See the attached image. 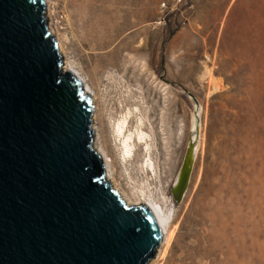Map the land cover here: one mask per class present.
Segmentation results:
<instances>
[{"label":"rangeland","instance_id":"rangeland-1","mask_svg":"<svg viewBox=\"0 0 264 264\" xmlns=\"http://www.w3.org/2000/svg\"><path fill=\"white\" fill-rule=\"evenodd\" d=\"M47 1L63 59L97 94L94 147L128 198L174 201L199 104L191 183L158 264H264V0ZM135 107L156 174L143 146L123 162L115 141V121Z\"/></svg>","mask_w":264,"mask_h":264},{"label":"water","instance_id":"water-1","mask_svg":"<svg viewBox=\"0 0 264 264\" xmlns=\"http://www.w3.org/2000/svg\"><path fill=\"white\" fill-rule=\"evenodd\" d=\"M47 0H0V264H150L166 232L131 205L94 147L99 112L65 69ZM173 199L188 192L201 118Z\"/></svg>","mask_w":264,"mask_h":264},{"label":"bare ground","instance_id":"bare-ground-1","mask_svg":"<svg viewBox=\"0 0 264 264\" xmlns=\"http://www.w3.org/2000/svg\"><path fill=\"white\" fill-rule=\"evenodd\" d=\"M101 26H102L101 27L102 29L98 28L96 30V33L98 31L99 32L101 31V34L106 36L109 32L108 23L106 21L104 22L101 21ZM109 41H111V39H108V42ZM59 48L61 49L63 48L62 43L59 45ZM65 69L69 73L75 71L78 74V76L83 81H85V83L87 84L86 86H84V90H86V92L91 93L92 96H94L96 99L97 94L94 93L92 87L88 84V81L86 80L84 75L79 70L75 69L73 65L69 63L65 64ZM126 110L128 111H126V113L123 115L120 114L121 116H119L114 123L115 141H117L118 143L121 160L123 162H129L135 156L136 148L139 145L143 146L144 151L146 152V159L144 161L146 165L145 167H147L149 171L148 173L156 174L157 169H156V165H155V162L152 156V151H153V147L155 144L154 143L155 138L146 131V128H145L146 123L143 117L139 114V112H137L139 111L138 107H135V109L129 108ZM200 113H201L200 110H198L199 116H200ZM131 119L133 121L135 120L133 124L131 123ZM200 127H201V124H200ZM195 128H196V112L193 114V117H192L190 135L195 131ZM95 148L97 149L98 152H102L103 154L106 153V160L108 163V173H109V170H110L109 167L111 165L110 159H109L110 155L108 154L105 148H101L96 145H95ZM198 148H199V143L197 146V150ZM175 181H176V178H175ZM111 182L112 184H115L114 181L112 180V177H111ZM123 193L126 194L125 192ZM140 194L141 196L139 197V200L138 199L132 200L131 198H127V201L130 202V204L134 206L145 204V203L154 205V207L156 208L158 212L161 224L166 232V239L163 242V244L165 243L167 245H170V242L172 241V238H173L174 221H175L178 205L174 203L175 201H173L172 198H168L166 195H163V194L155 195L154 193L146 194L145 192H140ZM165 251H166V248H165ZM161 255L163 254L160 253L159 258ZM150 264H158V262L156 259H153L150 262Z\"/></svg>","mask_w":264,"mask_h":264}]
</instances>
